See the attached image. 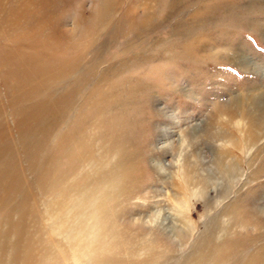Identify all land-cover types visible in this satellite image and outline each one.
I'll list each match as a JSON object with an SVG mask.
<instances>
[{
	"label": "rangeland",
	"instance_id": "rangeland-1",
	"mask_svg": "<svg viewBox=\"0 0 264 264\" xmlns=\"http://www.w3.org/2000/svg\"><path fill=\"white\" fill-rule=\"evenodd\" d=\"M263 111L264 0H0V264H264Z\"/></svg>",
	"mask_w": 264,
	"mask_h": 264
},
{
	"label": "bare ground",
	"instance_id": "bare-ground-1",
	"mask_svg": "<svg viewBox=\"0 0 264 264\" xmlns=\"http://www.w3.org/2000/svg\"><path fill=\"white\" fill-rule=\"evenodd\" d=\"M238 57V56H237ZM239 59H240V57H238ZM243 60H245V59H243ZM240 61V60H239ZM97 100V99H96ZM98 102V101H97ZM98 106V105H97ZM98 108H100V107H98ZM92 110V109H91ZM96 111V110H95ZM264 112V111H263ZM90 113V112H89ZM251 133V132H250ZM79 144H81V142L79 143ZM77 147V146H76ZM91 152V151H90ZM89 152V153H90ZM108 151H106L105 153H107ZM80 155V154H79ZM68 156V155H67ZM84 156V155H83ZM83 156H81V160L83 161V162H81V163H83L84 164V162L85 161H87L86 159H88L89 160V163L90 162H93V160H92V157H91V160H90V158H88L87 156L86 157H84V158H82ZM99 167V166H98ZM104 167V166H103ZM101 168V167H100ZM103 171V170H102ZM109 172V171H108ZM65 173V172H64ZM68 174V173H67ZM95 174V173H94ZM65 176V175H64ZM66 177V176H65ZM68 178V177H67ZM67 180V179H66ZM114 180V178L113 177H110V180L109 181H111V184H112V181ZM75 181V180H74ZM70 183V182H69ZM76 185V184H75ZM96 187V186H95ZM77 189V188H76ZM50 192V191H49ZM67 192V191H66ZM74 194V193H73ZM91 194V193H90ZM21 240V239H20ZM15 244V243H14Z\"/></svg>",
	"mask_w": 264,
	"mask_h": 264
},
{
	"label": "clouds",
	"instance_id": "clouds-1",
	"mask_svg": "<svg viewBox=\"0 0 264 264\" xmlns=\"http://www.w3.org/2000/svg\"><path fill=\"white\" fill-rule=\"evenodd\" d=\"M222 237H218V239H221Z\"/></svg>",
	"mask_w": 264,
	"mask_h": 264
}]
</instances>
